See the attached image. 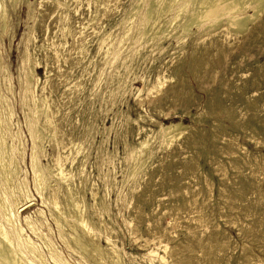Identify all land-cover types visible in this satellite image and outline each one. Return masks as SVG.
<instances>
[{"label": "rangeland", "instance_id": "rangeland-1", "mask_svg": "<svg viewBox=\"0 0 264 264\" xmlns=\"http://www.w3.org/2000/svg\"><path fill=\"white\" fill-rule=\"evenodd\" d=\"M150 1L0 0V118L17 170L5 188L42 238L20 222L24 235L45 264L50 249L69 264H112L115 249L124 264H264V14L242 33L158 31L173 14L142 26ZM29 123L43 133L42 195ZM181 123L165 142L161 128ZM69 196L90 228L69 218Z\"/></svg>", "mask_w": 264, "mask_h": 264}, {"label": "bare ground", "instance_id": "bare-ground-1", "mask_svg": "<svg viewBox=\"0 0 264 264\" xmlns=\"http://www.w3.org/2000/svg\"><path fill=\"white\" fill-rule=\"evenodd\" d=\"M142 1V0H141ZM144 1V0H143ZM80 3V2H79ZM141 3V2H140ZM149 6H147L148 8L146 9L147 12L144 13V15H146V17H144V21H142V26L143 23L146 20V24L151 26V28L153 27L155 29V25L157 24V22L161 19H163V17L169 13L173 14L171 18H169L168 20H165L163 22V25L160 26L158 28L163 30H169L174 28L175 26H180L183 29V32L185 33H190L189 31L192 30V28H197L202 29L203 27H206L207 30H214L216 28L219 29V27L221 26H225L226 29L230 32V31H235L237 33H242V32H246L250 25L253 23H256L255 21L257 19H260L259 17H261L264 14V0H151L149 2ZM4 6V4H3ZM90 6V5H89ZM104 7V6H103ZM4 8V7H3ZM2 8V10H3ZM142 8V7H141ZM5 10V8H4ZM100 10V9H99ZM105 12V11H104ZM135 12V11H134ZM137 12V11H136ZM3 15H5L3 13ZM7 15V14H6ZM138 15V14H137ZM97 16V15H96ZM171 16V15H170ZM143 18V17H142ZM146 18V19H145ZM166 18V17H165ZM5 19V18H3ZM38 20V19H37ZM153 21V23H152ZM96 22V21H95ZM97 23V22H96ZM102 23V22H101ZM133 23V22H131ZM139 23V22H138ZM91 24V23H90ZM89 24V26H90ZM145 24V25H146ZM155 24V25H154ZM129 25V24H128ZM134 25V24H133ZM146 25V26H147ZM159 25V24H158ZM156 25V26H158ZM92 26V25H91ZM130 26V25H129ZM128 26V27H129ZM132 26V25H131ZM148 26V27H149ZM79 27V26H78ZM141 27V26H140ZM139 27V29H140ZM145 27V26H144ZM82 28V27H81ZM104 28V27H103ZM106 28V27H105ZM133 28V27H132ZM130 27V30L132 29ZM136 28V27H134ZM133 28V29H134ZM143 28V27H141ZM149 28V29H151ZM128 29V28H127ZM148 29V30H149ZM143 31H146L145 28L142 29ZM141 30V31H142ZM206 30V31H207ZM217 30V29H216ZM129 31V30H128ZM140 31V32H141ZM152 33L154 32L153 30H151ZM161 31V32H162ZM205 31V29H204ZM65 32V31H64ZM86 32V31H85ZM147 32V31H146ZM157 32V31H156ZM210 32V31H209ZM208 32V33H209ZM99 33V32H98ZM151 33V34H152ZM164 33V32H163ZM211 33V32H210ZM214 33V32H213ZM137 35V32L135 33ZM150 34V36H151ZM155 34V33H154ZM157 34V33H156ZM175 34V33H174ZM217 34V33H216ZM139 35V34H138ZM144 35V33H143ZM153 35V34H152ZM167 35V33H166ZM182 35V34H181ZM210 35V34H209ZM231 35V34H230ZM109 36H111L110 34L108 35L107 39H111L109 38ZM146 35H144L143 37H145ZM165 36V35H162ZM123 37V36H122ZM121 37V38H122ZM142 37V39H143ZM148 37V36H147ZM157 36H155L156 38ZM230 37V36H229ZM114 38V37H113ZM135 38V36H134ZM151 38V37H150ZM153 38V36H152ZM153 38V39H155ZM106 39V37H105ZM153 43V42H152ZM179 43V42H178ZM206 43V42H205ZM122 44L119 43V45ZM113 48V47H112ZM109 49V48H108ZM47 50V49H46ZM108 52V51H107ZM135 54V53H134ZM64 55V54H63ZM62 55V56H63ZM120 55V54H119ZM27 58V57H26ZM28 59V58H27ZM29 60V59H28ZM48 66V65H47ZM29 69V68H28ZM35 70V69H34ZM31 72V71H30ZM29 72V73H30ZM31 75V74H30ZM31 76H34L33 74ZM35 77V76H34ZM34 77L32 79H34ZM101 77V76H100ZM245 77V76H244ZM27 78V76H26ZM29 78V77H28ZM31 80V79H30ZM100 80V79H99ZM33 81V80H32ZM162 83V82H161ZM159 81V84H161ZM164 83V82H163ZM32 84V83H30ZM29 84V85H30ZM74 85V84H73ZM164 84H162L163 86ZM160 88V87H159ZM164 88V87H163ZM37 89V88H36ZM10 90V88H9ZM1 91V90H0ZM74 92V91H73ZM142 93V91L140 92ZM2 94V92H1ZM2 98V97H1ZM5 99V98H4ZM24 99V98H23ZM6 100V99H5ZM26 100V99H25ZM0 101H3L0 99ZM5 106H6V101L4 102ZM3 104V103H2ZM8 105V104H7ZM7 107V106H6ZM8 108V107H7ZM0 109H2L0 107ZM13 109V108H12ZM48 109V108H47ZM14 111V110H13ZM41 111V110H40ZM37 113V111H36ZM35 113V114H36ZM7 114V113H6ZM12 114V113H11ZM10 114V116H11ZM34 114V113H33ZM2 115V114H0ZM38 115V114H36ZM47 116V115H46ZM45 116V117H46ZM140 116V115H139ZM6 117V116H5ZM9 117V116H8ZM12 117V116H11ZM37 117V116H36ZM141 118V117H140ZM6 119V118H5ZM5 119L2 117L0 118V264H45L44 260L41 256V254L38 251V246L37 244L29 237H25L24 233L25 230L22 227V225H20V222H24V224L27 225V227L32 231V233H34L37 237L42 238V235L40 234V232L37 230L34 222L31 220L32 218H30L29 216H25L24 218H20V209L19 208V204L13 202V197L14 195L10 194V192L5 188V185L11 180V177L14 176L13 172L15 173L16 171H14L12 167L14 161H13V156H12V146H10V148L6 145L5 142V137L8 134H12L11 133V129H9L6 124ZM14 119V118H13ZM29 119V118H28ZM37 119V118H36ZM49 119V118H48ZM47 119V120H48ZM10 120V118H9ZM13 121V120H12ZM31 121V120H30ZM33 121V120H32ZM37 121V120H36ZM11 122V121H10ZM9 122V123H10ZM51 122V121H50ZM37 123V122H36ZM11 124V123H10ZM12 125V124H11ZM13 126V125H12ZM36 126V125H35ZM35 126L33 123H29V132L28 134H30L32 141H33V147L31 150V154H30V162H31V168L33 171V176H34V183L33 185H35L34 188L35 191L39 194L42 195V193L44 190H46V188L48 189V177L45 174V172L43 171V169L41 168L40 165V159H39V152H41L38 150L37 144L38 142H40L41 140V136H42V132L41 134L36 131ZM46 126V125H45ZM37 127V126H36ZM39 127V126H38ZM37 127V128H38ZM188 127V126H187ZM45 128V127H44ZM189 128V127H188ZM39 129V128H38ZM186 129V127H185ZM190 129V128H189ZM41 130V128H40ZM188 130V129H187ZM186 130V131H187ZM43 131V129H42ZM161 132V136L162 138L165 140V142L167 143H173L174 140H176L178 137H180L183 134V125L181 124H170L167 126H163L160 130ZM254 132V131H253ZM187 133V132H186ZM12 136V135H11ZM20 136V135H19ZM185 136V135H184ZM183 136V137H184ZM43 137V136H42ZM46 137V136H45ZM253 137V136H252ZM10 139V138H9ZM13 139V138H12ZM44 139V138H43ZM55 139V138H54ZM181 139V138H180ZM229 140V139H228ZM14 141V140H13ZM45 141V140H44ZM152 141V140H151ZM42 142V141H41ZM153 143V142H152ZM141 145V144H140ZM14 146V144H13ZM147 146H149L146 143H143L141 145L142 147V151L140 152V154H135L136 155V161H137V165L139 166V164L144 167L146 162L144 160V158H142V156L144 155V148H147ZM172 146V145H171ZM174 146V145H173ZM21 148V147H20ZM23 148V147H22ZM21 148V149H22ZM140 148V147H139ZM165 148V147H164ZM15 149V148H14ZM18 149V148H17ZM20 149V150H21ZM83 149V148H82ZM19 151V150H17ZM43 151V149H42ZM138 151V150H137ZM101 152V151H100ZM136 153V151L134 152ZM23 154V152L21 153ZM25 154V153H24ZM81 154V153H80ZM133 154V153H132ZM146 155V154H145ZM145 155L143 157H145ZM85 156V155H84ZM25 157V156H24ZM150 158V157H149ZM149 158L147 160H149ZM152 159V158H151ZM16 160V158H15ZM24 160V159H23ZM47 160V159H46ZM73 162V161H72ZM86 162V161H85ZM49 164V163H48ZM72 165V164H71ZM148 165V164H147ZM153 165V164H152ZM202 165V164H201ZM136 166V167H138ZM14 167V166H13ZM16 167V166H15ZM141 167V168H142ZM20 168V167H19ZM17 168V169H19ZM45 168V167H44ZM47 169H49L48 167H46ZM45 168V171H46ZM51 169V168H50ZM60 169V170H59ZM58 170H55L56 172L58 171V176H60V178L62 177V174H64V172L62 173L61 168H59ZM143 169V168H142ZM21 170V169H20ZM19 170V171H20ZM82 170V169H81ZM144 171V170H143ZM53 172V171H52ZM79 172V171H78ZM83 172V171H81ZM48 173V170H47ZM54 173V172H53ZM136 173V172H135ZM17 174V172H16ZM133 174V173H132ZM13 175V176H12ZM56 175V174H55ZM72 175V174H71ZM74 175V174H73ZM138 175V174H137ZM57 176V175H56ZM78 176V175H77ZM50 177V176H49ZM52 178V177H51ZM131 178V177H130ZM18 179V177L16 178ZM53 179H54V175H53ZM59 179V178H58ZM64 179V177H63ZM51 180V179H50ZM68 180V179H67ZM52 181V180H51ZM12 182V181H11ZM27 182V181H26ZM53 182V181H52ZM61 182V180H60ZM116 182V181H115ZM19 183V182H18ZM62 183H64L62 181ZM14 184V182L12 183ZM21 184V183H20ZM69 184V183H68ZM11 185V184H10ZM66 185V181L65 184ZM94 185V184H93ZM8 186V185H7ZM21 186V185H20ZM24 186V185H23ZM67 186V185H66ZM73 185H71L72 187ZM75 186V185H74ZM9 187V186H8ZM7 187V188H8ZM76 188V187H75ZM22 189V188H21ZM20 189V190H21ZM30 189V188H28ZM68 189V188H67ZM72 189V188H70ZM12 190V189H11ZM15 190V189H14ZM32 190V189H31ZM59 190V188H58ZM69 190V189H68ZM74 191V189H72ZM18 191V190H17ZM22 191V190H21ZM26 191V190H25ZM30 191V190H29ZM76 191V190H75ZM13 192V191H11ZM27 192V191H26ZM35 192V193H36ZM17 193V192H16ZM29 193V192H28ZM36 193V195H37ZM59 193V192H58ZM71 193H73L71 191ZM23 194V193H22ZM38 194V195H39ZM70 194V192H69ZM77 194V193H76ZM31 195V193H30ZM40 195V196H41ZM68 195V194H67ZM17 196V194H16ZM28 196L29 199V195ZM39 196V197H40ZM72 196V195H71ZM96 196V195H95ZM32 197V196H31ZM75 197V196H73ZM16 198V197H15ZM27 198V197H26ZM42 198V197H40ZM67 198V197H66ZM71 198V211L72 214H70L69 218H71L72 220L75 221V224H79L81 225L83 228H90L87 225V221L86 218L83 217L81 210H80V204L83 203H79L76 200L79 199H73L72 197H68ZM67 198V199H68ZM34 199V197L32 198ZM44 203L45 200L44 198H42ZM41 199V200H42ZM93 199V198H92ZM106 199V198H105ZM19 200V199H18ZM33 201V200H31ZM30 201V202H31ZM35 201V200H34ZM49 201V200H48ZM69 202V201H68ZM26 203V202H25ZM33 203V202H31ZM43 203V202H42ZM51 204L53 205V209H55L56 213L54 216V220L56 221V223H60L62 222L63 219H67V217H65L64 213H62L60 206L58 204V202L56 200L51 201ZM85 204V203H84ZM95 204V203H94ZM25 205V204H24ZM31 205V204H29ZM69 205V204H68ZM93 205V204H92ZM104 205V204H103ZM87 206V205H86ZM52 207V206H51ZM67 209L69 206H66ZM22 208V207H21ZM70 209V208H69ZM82 209V208H81ZM104 209V208H103ZM86 210V208H85ZM102 210V209H101ZM42 211V210H41ZM39 212V211H37ZM43 212V211H42ZM93 212V211H92ZM54 214V212H52ZM68 214V213H67ZM84 214V213H83ZM23 217V216H22ZM87 217V216H86ZM89 217V216H88ZM21 219V221H20ZM70 221V220H69ZM91 221V220H90ZM65 222V221H64ZM71 222V221H70ZM69 222V224H70ZM66 223V222H65ZM91 223V222H90ZM89 223V225H90ZM68 224V223H67ZM74 224V225H75ZM93 224V223H92ZM39 225V224H38ZM60 225V224H59ZM62 225V224H61ZM66 225V224H65ZM64 225V226H65ZM73 225V227H74ZM75 225V226H76ZM26 227V226H25ZM72 227V225H71ZM80 227V226H78ZM95 227V226H94ZM26 228V229H28ZM61 228V226L59 227ZM63 228V227H62ZM65 229V228H64ZM68 229V228H67ZM71 229V228H70ZM77 229V228H76ZM102 229V228H101ZM83 230V229H82ZM91 231H93L92 229H90ZM62 231V229H61ZM74 231L75 227H74ZM84 231V230H83ZM86 232V230L84 231ZM60 233V232H59ZM64 233V232H63ZM31 234V233H30ZM68 233V237H69ZM61 235V234H60ZM64 235V234H63ZM72 235V234H71ZM86 235V233H85ZM33 236V234H32ZM77 236V234L74 235V237ZM84 236V235H83ZM83 236H81V238H83ZM36 237V238H37ZM71 238V237H70ZM76 238V237H75ZM74 239V238H73ZM80 237L78 236V239H75V242H77V244L80 246V248L84 251H88L90 248V246H88L89 244H91L92 242H90L88 245H86V243H82V239H80ZM38 240V239H37ZM97 240V239H96ZM40 241V240H39ZM65 241V239L63 240ZM93 241V240H92ZM41 242V241H40ZM48 242V241H47ZM66 242V241H65ZM74 242V240H73ZM94 242V241H93ZM42 243V242H41ZM67 244V243H66ZM95 244V243H94ZM219 244V243H218ZM93 245V244H92ZM91 245V249L94 253H100L101 249L99 246H95ZM97 245V244H96ZM49 246H51L49 244ZM40 247V246H39ZM69 247V245H68ZM77 247V246H76ZM117 247V246H116ZM52 248V247H51ZM40 249V248H39ZM104 249V248H103ZM116 250V249H115ZM113 251V263L112 264H124L121 258V255H119L116 251ZM166 250V248H165ZM41 251V250H40ZM47 251V250H46ZM51 251V253H50ZM49 253L52 255V262H55V264H69L59 253H57L56 251L50 249ZM81 251V250H80ZM91 251V252H92ZM118 251V250H117ZM104 252V250H103ZM156 252V251H155ZM48 253V252H47ZM82 253V252H80ZM79 253V254H80ZM105 253V252H104ZM102 253V255L104 254ZM107 253V252H106ZM112 253V251H111ZM151 253V252H150ZM154 252H152V256H154L153 254ZM85 254V252L83 253ZM87 254V253H86ZM101 254V253H100ZM157 254V252H156ZM95 255V254H94ZM148 255H150L148 253ZM83 256V255H82ZM89 257V255H86ZM98 256V254H97ZM96 256V257H97ZM107 256H110L107 254ZM164 256H162L161 260L164 264H166V259L163 258ZM50 258V256L48 257ZM94 259V256L92 255V257ZM101 258V257H100ZM108 258V257H107ZM89 259V258H88ZM92 261L95 262L94 259ZM104 260V259H103ZM101 262V264H103L104 262ZM51 261V260H50ZM98 261V260H97ZM150 262V261H149ZM161 262V263H162ZM170 263V262H169ZM54 264V263H53ZM97 264V263H96ZM100 264V263H99Z\"/></svg>", "mask_w": 264, "mask_h": 264}]
</instances>
